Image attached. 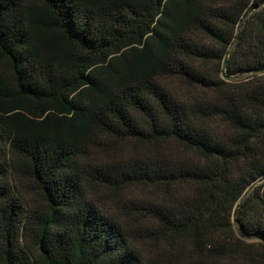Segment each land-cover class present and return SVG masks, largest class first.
I'll return each mask as SVG.
<instances>
[{
  "label": "trees",
  "instance_id": "1",
  "mask_svg": "<svg viewBox=\"0 0 264 264\" xmlns=\"http://www.w3.org/2000/svg\"><path fill=\"white\" fill-rule=\"evenodd\" d=\"M262 1L0 0V264L264 249Z\"/></svg>",
  "mask_w": 264,
  "mask_h": 264
},
{
  "label": "rangeland",
  "instance_id": "2",
  "mask_svg": "<svg viewBox=\"0 0 264 264\" xmlns=\"http://www.w3.org/2000/svg\"><path fill=\"white\" fill-rule=\"evenodd\" d=\"M246 1H248V6H250V5H253L255 2H257L258 0H246ZM256 11H258L257 12L258 15L254 19L252 18V21H251L252 23L250 24V26L253 27L254 31L260 30L264 26V1L259 2L258 5H254L251 10L247 11L248 15L245 17H242L244 19V24H246L247 22H245L246 21L245 19L246 18L248 19L249 17H251L250 15H252ZM239 29H240V26L239 28H237L236 31H239ZM261 192H264V186L262 187ZM236 237H237L236 234L233 232L231 236H228V239H230L232 243H235L234 241H236ZM229 248L233 250H237V252H239L237 253L238 255L247 254L249 257L245 259L246 263L255 264L257 262L259 264V262L262 261L264 264V249L254 241H250V240L244 241V243H239L237 246L235 244H231ZM240 249H242V251ZM252 258H253L252 263L247 262L249 261L248 259H252Z\"/></svg>",
  "mask_w": 264,
  "mask_h": 264
},
{
  "label": "water",
  "instance_id": "3",
  "mask_svg": "<svg viewBox=\"0 0 264 264\" xmlns=\"http://www.w3.org/2000/svg\"><path fill=\"white\" fill-rule=\"evenodd\" d=\"M235 212H236V209H235V211H234V215H235Z\"/></svg>",
  "mask_w": 264,
  "mask_h": 264
}]
</instances>
